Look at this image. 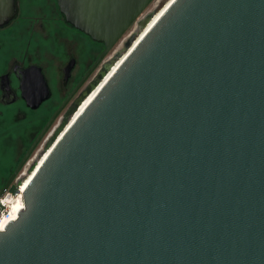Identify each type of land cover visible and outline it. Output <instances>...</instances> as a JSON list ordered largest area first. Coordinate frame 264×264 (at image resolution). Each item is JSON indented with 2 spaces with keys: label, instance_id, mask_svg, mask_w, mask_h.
<instances>
[{
  "label": "water",
  "instance_id": "obj_1",
  "mask_svg": "<svg viewBox=\"0 0 264 264\" xmlns=\"http://www.w3.org/2000/svg\"><path fill=\"white\" fill-rule=\"evenodd\" d=\"M153 1L56 0L104 50L16 181L49 150L0 264H264V0H172L108 75Z\"/></svg>",
  "mask_w": 264,
  "mask_h": 264
},
{
  "label": "flooded vegetation",
  "instance_id": "obj_2",
  "mask_svg": "<svg viewBox=\"0 0 264 264\" xmlns=\"http://www.w3.org/2000/svg\"><path fill=\"white\" fill-rule=\"evenodd\" d=\"M16 3L15 18L0 26V190L12 178L28 149L33 147L0 199L9 186L16 183L48 131L63 112L71 107L77 94L93 76L99 64L80 82L104 50L102 44L92 41L68 24L61 13L60 17L57 16V10L46 4L45 0V11L54 13L46 15V18L36 17L29 12L23 17L24 14L20 13V0H16ZM42 29L64 51V59L58 64L53 57L42 59L38 50H31L32 41L35 48H39L37 42L41 40ZM24 36L27 39L25 42L23 38V43L21 38ZM39 71L49 94L33 108L31 106L36 99L43 95ZM62 105V109L42 134L45 124ZM27 177L28 174L20 185Z\"/></svg>",
  "mask_w": 264,
  "mask_h": 264
},
{
  "label": "rangeland",
  "instance_id": "obj_3",
  "mask_svg": "<svg viewBox=\"0 0 264 264\" xmlns=\"http://www.w3.org/2000/svg\"><path fill=\"white\" fill-rule=\"evenodd\" d=\"M167 1L168 0H157L155 3L151 2L150 5L147 7L145 12L151 11L155 6H157V10H158V9L162 8L163 5ZM45 2L50 7H52V8L54 7L57 10L56 15L60 17V12H59V9L57 7L56 0H45ZM28 12L36 15V17L37 16H43L44 18H46V15L54 14L51 11H48V12L45 11L44 0H20V13L24 14L23 15V17H24V16H26L25 14L28 13ZM40 36H41V40H39L37 42V46L39 48H35V44L32 41L31 50H38L39 51V56H41L42 59L53 57L55 62H56V64H58L60 60L64 59V51H63L62 47L60 46V44L56 45L53 41H51V39L48 36L47 32L45 30H43V29H42V31L40 33ZM23 38H24V41L26 42L27 36L26 37L24 36V37L21 38L22 42H23ZM111 52H109L108 56L111 54ZM37 54H38V52H36V55ZM20 190H21V188L18 186V184L17 183H13L7 189L6 194L3 196V199L6 202H11L12 198L15 195H17Z\"/></svg>",
  "mask_w": 264,
  "mask_h": 264
},
{
  "label": "bare ground",
  "instance_id": "obj_4",
  "mask_svg": "<svg viewBox=\"0 0 264 264\" xmlns=\"http://www.w3.org/2000/svg\"><path fill=\"white\" fill-rule=\"evenodd\" d=\"M172 0H168L162 8L158 9L148 20V22L141 28V30L139 31V33L137 34V36L135 37V39L130 43V45L128 46V48H126L123 52H121L119 54V56L114 60L111 69L108 73L111 74V72L116 68V66L119 64V62L122 60V58L127 54V52L134 46V44H136V42L139 40V38L146 32V30L153 24V22L159 17V15L163 12V10L168 6V4L171 2ZM107 75V76H108ZM107 76L100 82V84L98 86H100L104 80L107 78ZM97 89H95L94 91H92L82 102V104L78 107V109L75 110V112L73 113V115L70 117L68 124L77 116V114L84 108V106L89 102V100L92 98V96L95 94ZM49 150H47L42 157L39 159V161L37 162L35 168L33 169V171H31L30 173H28L29 177H27L28 179L26 181H24L23 184L19 185V187L21 188L20 192L15 195L12 198L11 202H5V210L0 213V229H3L4 226L6 225V223L9 220L15 219L18 215V212L20 210V208L23 207V200H22V191L24 189V187L26 186V184L28 183V181L30 180V178L32 177L34 171L36 170V168L39 166V164L42 162L43 158L46 156V154L48 153Z\"/></svg>",
  "mask_w": 264,
  "mask_h": 264
},
{
  "label": "built area",
  "instance_id": "obj_5",
  "mask_svg": "<svg viewBox=\"0 0 264 264\" xmlns=\"http://www.w3.org/2000/svg\"><path fill=\"white\" fill-rule=\"evenodd\" d=\"M156 1H157V0H154L153 2L155 3ZM132 30H133V27L130 28V30H128V31L124 34V37H125L126 35H128L129 33H131ZM120 41H121V40H120ZM120 41H119V42H120ZM116 46H117V45H116ZM56 123H57V121L54 123V125L52 126V128L48 131V133L46 134V136L43 138V140L41 141V143H40L39 147L37 148L36 152L33 154V156H32V158L30 159V161L27 162V165L25 166L24 170L21 172L20 176L24 175V172H25L27 166H29V165L31 164V162H32L33 159L35 158V156H36L38 150L42 147L43 141H44V140L48 137V135L53 131V129H54ZM0 200H1V202L5 205V202H4L3 197H2ZM4 210H5V209H4ZM4 210H0V213H2Z\"/></svg>",
  "mask_w": 264,
  "mask_h": 264
}]
</instances>
